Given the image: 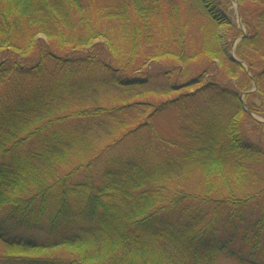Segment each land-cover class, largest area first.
<instances>
[{
  "label": "trees",
  "instance_id": "obj_1",
  "mask_svg": "<svg viewBox=\"0 0 264 264\" xmlns=\"http://www.w3.org/2000/svg\"><path fill=\"white\" fill-rule=\"evenodd\" d=\"M238 1L248 71L225 0L201 52L171 0H0V264H264V2Z\"/></svg>",
  "mask_w": 264,
  "mask_h": 264
},
{
  "label": "rangeland",
  "instance_id": "obj_2",
  "mask_svg": "<svg viewBox=\"0 0 264 264\" xmlns=\"http://www.w3.org/2000/svg\"><path fill=\"white\" fill-rule=\"evenodd\" d=\"M170 1V0H169ZM264 2V0H261ZM172 3H176L180 7L181 15L184 18V22L187 23L188 25V31H187V39L190 41V38L193 37V41L195 42V47L198 49L199 52L202 51L203 47V36L204 33L202 32V25H206L207 22L204 20L202 13L200 12L199 5L197 4V0H171ZM226 2V11L228 15L230 16L231 20L233 21V24L231 26H222L221 30L223 33H227L229 35L230 41H232V47L231 49L225 52V60L226 61H232L231 56H234L235 58L239 59L236 53L237 47L241 40L243 39L244 35L248 34V30L246 26L244 25V18H243V8L241 7L240 3L238 0H225ZM248 6L249 9L254 12H256L257 8L259 6H262L260 3H253L248 2L245 4V7ZM264 6V5H263ZM245 9V8H244ZM165 15V11H164ZM166 17H164L165 21ZM163 21V26L165 25V22ZM44 40L45 37L41 36ZM105 40L101 39L100 43H104ZM189 43V42H188ZM106 57V56H105ZM240 60V59H239ZM220 61L216 60L213 63L205 60V59H200V61L197 63H192L190 65V73L187 76L188 79L187 81H193L196 80L198 77H200L203 74V70L209 69L212 72V75H209L205 78V80H208L209 82H212L214 79V76L219 73L220 69ZM172 66H174L177 71L181 72L180 70H183L184 67H180L177 64H173V62H148V70L149 73L157 74L161 70H171ZM246 71H248V65L246 63H243L241 65ZM215 71H218L215 73ZM139 75V73H135L134 76ZM130 75V77H132ZM213 78V79H212ZM177 82V81H176ZM253 87L251 88L250 91H244L242 92V95L246 94L247 92H253L256 90V86H254V81H252ZM177 95V93H171L167 95H162V94H153L149 93L143 96L135 97V100H142V101H149L151 103H159L163 102L169 98H173ZM246 95L243 96V99L245 101ZM261 101V100H260ZM258 105H261L262 103L257 101ZM248 108V107H247ZM254 119H256L259 122H264V116L263 115H258V114H253L252 115ZM247 127L253 129V130H258L257 126L252 122L251 119L247 120ZM254 139L256 141L260 142L261 145L264 146V134L258 133V136H254Z\"/></svg>",
  "mask_w": 264,
  "mask_h": 264
},
{
  "label": "water",
  "instance_id": "obj_3",
  "mask_svg": "<svg viewBox=\"0 0 264 264\" xmlns=\"http://www.w3.org/2000/svg\"><path fill=\"white\" fill-rule=\"evenodd\" d=\"M243 38H244V37H243ZM231 60L234 61V62L240 63L241 65H243V63L240 62V61H239L237 58H235L234 56H231ZM195 81H196V80H193V81L187 83L186 86H190L191 84H194ZM244 95H245V94H244ZM240 99H241V101H242V104H243L244 107H245V102H244V100H243V96H241Z\"/></svg>",
  "mask_w": 264,
  "mask_h": 264
}]
</instances>
